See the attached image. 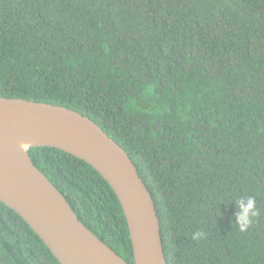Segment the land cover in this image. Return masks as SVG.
Masks as SVG:
<instances>
[{"label": "trees", "instance_id": "16d2710c", "mask_svg": "<svg viewBox=\"0 0 264 264\" xmlns=\"http://www.w3.org/2000/svg\"><path fill=\"white\" fill-rule=\"evenodd\" d=\"M0 97L76 111L124 149L167 264H264V0H0ZM28 155L134 264L108 183L63 151ZM248 197L259 216L240 233ZM0 264H60L1 202Z\"/></svg>", "mask_w": 264, "mask_h": 264}, {"label": "water", "instance_id": "95a60500", "mask_svg": "<svg viewBox=\"0 0 264 264\" xmlns=\"http://www.w3.org/2000/svg\"><path fill=\"white\" fill-rule=\"evenodd\" d=\"M12 135L35 138L24 154ZM47 147L89 165L113 190L128 228L134 264H167L152 196L134 163L95 122L71 109L0 97V202L17 213L60 264H128L93 235L64 196L31 161ZM103 247L107 256L99 252Z\"/></svg>", "mask_w": 264, "mask_h": 264}, {"label": "clouds", "instance_id": "9594fccd", "mask_svg": "<svg viewBox=\"0 0 264 264\" xmlns=\"http://www.w3.org/2000/svg\"><path fill=\"white\" fill-rule=\"evenodd\" d=\"M237 205V225L240 233H245L252 226V218L259 216L256 209V201L252 197L240 199L236 202ZM203 233L197 232L194 238L202 237Z\"/></svg>", "mask_w": 264, "mask_h": 264}, {"label": "bare ground", "instance_id": "6f19581e", "mask_svg": "<svg viewBox=\"0 0 264 264\" xmlns=\"http://www.w3.org/2000/svg\"><path fill=\"white\" fill-rule=\"evenodd\" d=\"M6 143L14 148L16 151H18L21 154H24L27 150V148L33 143L35 142V138L33 137H29V136H25V135H12L10 137H7L5 139ZM99 252L105 256L108 255V253L106 252V250L99 246L98 247Z\"/></svg>", "mask_w": 264, "mask_h": 264}]
</instances>
